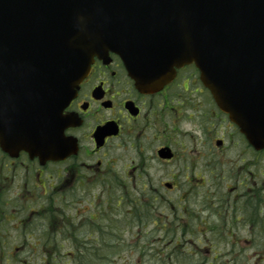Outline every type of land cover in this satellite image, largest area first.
Returning <instances> with one entry per match:
<instances>
[{
  "label": "water",
  "instance_id": "water-1",
  "mask_svg": "<svg viewBox=\"0 0 264 264\" xmlns=\"http://www.w3.org/2000/svg\"><path fill=\"white\" fill-rule=\"evenodd\" d=\"M143 92L195 64L219 107L264 147V0H0V147L65 159L64 109L96 56Z\"/></svg>",
  "mask_w": 264,
  "mask_h": 264
},
{
  "label": "flooded vegetation",
  "instance_id": "flooded-vegetation-1",
  "mask_svg": "<svg viewBox=\"0 0 264 264\" xmlns=\"http://www.w3.org/2000/svg\"><path fill=\"white\" fill-rule=\"evenodd\" d=\"M64 115L70 123L65 136L79 147L75 157L37 167V161H31L26 154L12 158L0 149V181L6 184L13 180L10 189L3 186L8 194L6 200L0 199L3 232L10 231V227L22 233L30 223V204L24 192L30 185L31 174L27 172L31 164L37 167L33 185L43 192L45 199L50 194L62 199L82 189L86 193L85 200L94 189L95 180L98 181L96 187L109 194L110 185L106 180L111 167L104 161L114 150L119 154L112 156L113 163H128L121 174V188L123 183L151 181L153 164L173 174L169 192H174L179 175L184 176L188 184L201 180L204 183L205 178L199 176L201 168L249 166L254 162L253 148L218 108L194 66L178 70L175 79L160 91L142 93L118 56L96 58ZM161 150H169L171 158L161 157ZM227 151H240V155H235L234 159ZM51 167L62 169L54 183L53 176L47 175ZM16 172H22L25 179L15 187ZM218 174L211 172L210 177ZM75 206L73 202H66L65 212L71 213ZM22 214L24 218L15 219ZM60 225L57 221V226ZM69 226L74 227L73 221ZM79 230L87 234L91 228L81 221L75 227L76 232ZM87 241L82 243L87 245ZM70 243L77 245V237L70 239ZM25 246H28V237L25 241L22 239V247Z\"/></svg>",
  "mask_w": 264,
  "mask_h": 264
},
{
  "label": "rangeland",
  "instance_id": "rangeland-1",
  "mask_svg": "<svg viewBox=\"0 0 264 264\" xmlns=\"http://www.w3.org/2000/svg\"><path fill=\"white\" fill-rule=\"evenodd\" d=\"M118 154L117 150L110 152L104 163L109 164V160L114 162L112 156ZM227 155L236 159L235 155H240V151L237 153L227 151ZM127 164L116 161L113 165L115 172L112 174L113 178L116 173L123 174V167ZM253 164L254 167L249 171L246 168H232L233 166H206L201 168L199 173L200 179L205 178L204 183L201 180L199 183L188 184L185 177L179 175L175 182L177 189L174 192L164 188V184L173 181V174H167L161 165L153 164L150 171L152 180L129 183L130 197L124 198L120 206L117 205L116 195L111 196L103 193L101 189L97 190L98 181L95 180L91 197L83 200L86 194L82 189H77L71 194L74 197L73 201L77 203L71 210V218L75 225L81 221L87 222L89 216L95 219L93 224L89 221L92 231L87 234H84L83 230L76 232L74 228L61 234L49 231V220L41 217L45 197L43 192L35 189L33 185L37 167L31 164L27 172L31 174V181L24 192L29 200L28 205L30 204V223L27 229L22 231L23 234L10 227H8L10 231L3 232L0 226V264H232L233 257L228 255L231 245L226 241L230 231L225 220L229 219L230 213L227 209L220 208L218 202L219 199L231 200L236 195L240 198L246 193L240 204L252 207L250 199L252 195L259 197L258 194L243 187L233 192L232 188L247 183L245 173L248 172H253V176L249 174L248 182L252 190H258L264 185V179L260 176L264 168V156L255 155ZM173 171L176 172L177 169L174 168ZM61 172L62 169L51 167L47 175L53 176L51 181L54 183ZM211 172L213 175L220 173L221 180L215 176L210 177ZM15 179L16 187L22 184L25 178L22 172H16ZM12 182L13 180L3 184L0 181L2 201H5L8 195L4 187L10 189ZM143 183H147L149 196L140 199ZM13 191L16 192V189ZM156 191L158 193H155ZM50 195L49 198L52 199L53 194ZM260 196L264 202L262 191ZM94 198H97L96 206L91 208L90 204L94 202ZM145 206L148 207V211ZM239 214L243 219L236 228L238 238L250 240L253 246L245 250L246 241L239 242V256L247 251L248 254L245 256L247 264H264V237L260 231L249 228L248 224L252 212L243 211ZM262 215L264 227V211ZM20 217L24 218V214L15 216V219ZM244 227L250 233H247ZM100 228L102 231L97 230ZM26 237L28 246L22 247V239L25 241ZM75 237L78 239L77 245L68 241ZM48 240L51 242L48 243ZM85 241L88 242L87 245L82 243ZM53 245L56 246L52 247ZM256 253L262 257L252 260ZM10 254L12 257H9ZM50 255L54 256L52 261Z\"/></svg>",
  "mask_w": 264,
  "mask_h": 264
},
{
  "label": "trees",
  "instance_id": "trees-1",
  "mask_svg": "<svg viewBox=\"0 0 264 264\" xmlns=\"http://www.w3.org/2000/svg\"><path fill=\"white\" fill-rule=\"evenodd\" d=\"M80 249V248H78ZM49 258L51 259V261L54 259V256L50 255Z\"/></svg>",
  "mask_w": 264,
  "mask_h": 264
}]
</instances>
